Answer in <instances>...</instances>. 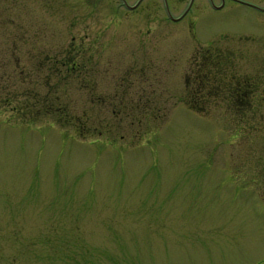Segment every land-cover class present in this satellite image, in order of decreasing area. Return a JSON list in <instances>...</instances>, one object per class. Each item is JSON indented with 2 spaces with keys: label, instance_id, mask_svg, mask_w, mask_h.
<instances>
[{
  "label": "rangeland",
  "instance_id": "rangeland-1",
  "mask_svg": "<svg viewBox=\"0 0 264 264\" xmlns=\"http://www.w3.org/2000/svg\"><path fill=\"white\" fill-rule=\"evenodd\" d=\"M117 2L0 0V264H264V11Z\"/></svg>",
  "mask_w": 264,
  "mask_h": 264
},
{
  "label": "flooded vegetation",
  "instance_id": "flooded-vegetation-1",
  "mask_svg": "<svg viewBox=\"0 0 264 264\" xmlns=\"http://www.w3.org/2000/svg\"><path fill=\"white\" fill-rule=\"evenodd\" d=\"M118 5L130 10L133 9L134 5H136V3H134L133 5H128L127 3H125V0H117ZM120 1V2H119ZM139 0H136V2H138ZM192 0H189V3ZM208 3L212 6V7H216L220 8L222 7V3L223 0H218V2L215 4L213 2V0H207ZM233 4H242L245 5L247 7L253 8L254 10L257 11H264V0H253V1H248V0H230ZM133 6V7H132ZM188 7V6H187ZM186 10L183 9L180 14H178L176 17H173L175 20L179 19L180 17H182L184 15V13ZM228 34H220V36H227ZM234 38V40L240 42V40L242 39L243 41L247 40L245 37H248L245 34H231L228 35ZM217 40V39H216ZM230 41H232V39L230 40H223V41H218L217 42H222V44H228ZM211 39H207L206 41V45H205V50L200 51L197 50L195 55H193V59L194 61H192L193 63H196V56H198V59H200L199 63L200 64H204V70L203 67L201 70H197L198 73L195 78H197V83H196V90H199L203 88L206 91H216L214 89V87L211 85V78L212 80H216L214 73L211 75L210 72L213 69H210L207 65L210 62H214L216 58H220V55H222V59L223 62L225 60V65L227 66V62H230V60L233 59H237L238 57L241 58L242 60L248 61V62H252L255 64V67L258 66V64L261 62H264V55L260 53L262 52H257L255 47L252 46H246L244 45V43H241L240 46H242V48H244L243 50L239 47V45H236V50L235 51H229L226 46L227 45H211ZM223 49H226L225 52H223ZM222 50V51H220ZM61 52V56L59 59H53L52 63H56L59 64L58 68H56L59 72L61 73H65V75L67 74V71L69 70L68 66H67V61H66V55L67 52ZM230 54H232V56H230ZM234 57V58H233ZM229 58H233L230 59ZM50 62V61H49ZM51 63V62H50ZM48 70L51 72V68L52 64L50 66H48ZM72 69H75V66H71ZM226 68V67H225ZM228 73V72H227ZM228 76L230 77V80L228 82L225 83L224 85V89L226 91H233L232 94L237 95L239 94L238 91H255L254 90V86L255 83L252 84V86H250V80L248 78H245V76H235L234 74H228ZM63 77V75H62ZM250 77V76H249ZM258 84V83H257ZM13 91V90H12ZM31 91H35V90H31ZM257 91V90H256ZM242 94V93H241Z\"/></svg>",
  "mask_w": 264,
  "mask_h": 264
}]
</instances>
